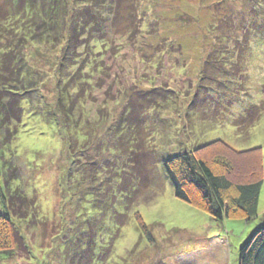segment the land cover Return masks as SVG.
<instances>
[{"label":"rangeland","instance_id":"1","mask_svg":"<svg viewBox=\"0 0 264 264\" xmlns=\"http://www.w3.org/2000/svg\"><path fill=\"white\" fill-rule=\"evenodd\" d=\"M12 1L0 0V14L15 11ZM106 4L107 43L87 71L67 67L80 42L64 48L73 33L50 5L52 23L19 20L23 35L11 27L0 35L1 55L18 54L23 75L17 95L2 89L0 111L13 104L25 112L7 127L0 115V212L4 197L17 232L0 264H238L243 243L264 225V184L256 218L218 221L176 197L164 165L215 141L261 149L264 159V113L238 124L264 103V0ZM212 84L230 87L215 93ZM132 127L142 132L141 151L129 143L139 134ZM130 151L142 161V189L120 157Z\"/></svg>","mask_w":264,"mask_h":264},{"label":"trees","instance_id":"2","mask_svg":"<svg viewBox=\"0 0 264 264\" xmlns=\"http://www.w3.org/2000/svg\"><path fill=\"white\" fill-rule=\"evenodd\" d=\"M107 1L80 0L74 2L72 7H70L69 1L63 4L59 0H13L12 3L14 4L15 11L8 13L7 16L0 14V35L4 31H9V27L14 30L15 35H18L19 32L23 35V27L18 30L16 29L19 26L17 25L19 20L20 25H22L23 20H27L28 18L32 19L34 24L36 23L35 21H40L46 25L52 23V20L48 21L46 19L48 17L46 7L50 5L51 8L49 10L52 13L58 12L60 14L62 12V30L65 27V31L70 30L73 33V35L68 37L70 42L64 48L69 50L72 46L71 44H74L76 40L80 42L73 50L71 49V51L78 52L77 54L79 55L74 59L72 58V62L67 67L73 72L76 70L75 73L80 66L82 70L87 71L94 64L91 59L95 49L102 48L103 42L107 43L106 24L111 14V11L109 14L107 12L110 6L106 4ZM17 4H20L22 7H18ZM80 8H84L88 13L84 14L82 12L83 10H79ZM94 15L97 17V19L94 18L97 21L96 23L92 19ZM33 28L28 29L27 32H31ZM94 28L102 33L100 35L102 37H95L96 31L93 30ZM252 30L258 32L250 28L249 31L251 34ZM35 33L32 35L27 34L24 37L22 36L19 42L26 43V41H29V38L33 39ZM250 33L249 35H251ZM84 52H87V58L83 55ZM3 56L0 53V108L3 100L2 96H5L2 89H5L7 93L13 96L17 95L18 91L13 89L20 88V81H22L21 79L23 77L21 66L18 62V54H14L13 57H7L5 59ZM88 56H90V60ZM65 60L70 61L68 57H65ZM105 68H107V65ZM101 69L105 71L104 68ZM8 74L11 78H8ZM4 77L5 82H2L1 79ZM6 82H8L9 86ZM77 82H73L75 86L78 85ZM83 82L89 83V80H84ZM215 85L212 84L211 86V89L215 93L225 92L230 87L225 85V88L221 87L217 89ZM232 86H236L238 89L240 84L233 82ZM4 107L5 112L0 111V115H2L1 126L7 127L10 125V122L23 119L22 115H25V112L21 114V107L14 109L13 104H8V106L5 105ZM149 109L152 108L150 107ZM51 113H44V117L50 116L52 118ZM263 113L264 103L260 107H251L246 115L238 120V124L240 127H244L247 124L253 125L258 122ZM66 116L68 120L75 121L70 113ZM134 123L131 121L129 126L131 127ZM132 128L135 130V133L139 134L128 136L129 143H133L136 147L133 150L141 151L139 141L142 137L140 135L142 132L139 128ZM118 132L119 129L115 128L113 136ZM114 142L116 145L117 141L115 139ZM120 157L127 159V161L122 160L125 165L126 163L133 164L134 169L137 170L136 177L133 179L135 181L137 180L135 187L138 189L144 188V174L142 175L140 172L142 169V161H139L138 157L132 151L127 152L126 155H120ZM94 158L97 159L98 156L94 155ZM113 159L116 160L117 157ZM117 161L121 162L119 159L115 162ZM164 167L174 187L176 197L208 213L213 219L218 221L224 219L250 221L258 216L260 195L264 184V159L261 149L238 152L222 141H215L169 159ZM112 181L113 178H111L109 183ZM1 201L4 206V212H0V251H10L16 245L17 232L14 230L10 217L7 214L9 212L7 200L3 197ZM144 228L147 231L146 226ZM238 264H264V225L257 228L249 239L243 243L238 253Z\"/></svg>","mask_w":264,"mask_h":264}]
</instances>
